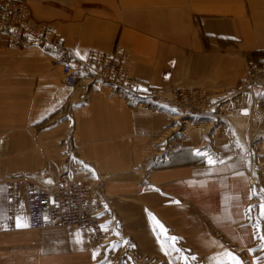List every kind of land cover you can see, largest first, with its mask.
<instances>
[{
  "label": "crops",
  "instance_id": "1",
  "mask_svg": "<svg viewBox=\"0 0 264 264\" xmlns=\"http://www.w3.org/2000/svg\"><path fill=\"white\" fill-rule=\"evenodd\" d=\"M20 1L34 29L57 27L81 57L127 47V67L143 90L208 89L218 116L215 126L202 119L181 133L168 126L176 115L169 105L146 108L108 85L79 101L81 91L63 82L58 53L0 35V220L8 218L12 177L49 185L69 155L77 182L89 168L107 175L110 201L143 255L175 263L183 250L204 264H235L232 257L245 264L258 192L246 153L254 126L264 133V95H230L247 58L264 60V0ZM20 223L27 224L24 196ZM104 253L85 228L0 232V264H101Z\"/></svg>",
  "mask_w": 264,
  "mask_h": 264
},
{
  "label": "built area",
  "instance_id": "2",
  "mask_svg": "<svg viewBox=\"0 0 264 264\" xmlns=\"http://www.w3.org/2000/svg\"><path fill=\"white\" fill-rule=\"evenodd\" d=\"M0 35L6 36L14 46L34 45L58 53L64 59L63 82L70 89H82V101L90 98L94 87L100 88L103 82H110L136 91V97L153 94L164 103L175 104L177 110L191 117L196 114L218 116L216 105L207 102L208 93L203 88H175L170 95L163 89L143 90L140 80L127 67L132 54L123 45L118 44L111 51L90 49L85 57L79 56L66 44V38L57 27L46 24L34 29L31 9L24 1H0ZM246 64L244 79L230 96L247 92L256 101L258 94H264V63L251 60ZM130 101L135 104V98ZM65 165L60 176L49 185L26 175L8 181L9 214L6 220H0V231L19 229L16 218L21 216L24 196L29 228L74 226L87 229L91 241L106 243L110 239L108 230L117 224V217L106 190L107 175L89 168L84 173L85 181L77 182L69 159ZM100 201H107V213L99 212Z\"/></svg>",
  "mask_w": 264,
  "mask_h": 264
},
{
  "label": "rangeland",
  "instance_id": "3",
  "mask_svg": "<svg viewBox=\"0 0 264 264\" xmlns=\"http://www.w3.org/2000/svg\"><path fill=\"white\" fill-rule=\"evenodd\" d=\"M18 47H25V46H18ZM251 60H254V59H250L248 57L246 63L250 62ZM262 63H264V60ZM178 88H183V87H178ZM198 88H202V87H198ZM173 89H171L170 91H166V89H163V90H165L167 94L170 95ZM203 89L207 91L208 93L207 102L209 101V103L211 104L208 89L206 88H203ZM201 103L203 102L201 101ZM197 104H200V103H197ZM163 107L164 106H161L160 108H163ZM160 108H155V109H160ZM175 110L176 111L173 113L176 115L173 114L174 117H169L168 126L177 128L176 131H179L181 133L185 132V127L187 125H190L191 123H194L198 120H202V119L209 120V122L214 123V126L217 124V117L216 119L214 116L191 117V116L185 115L183 112H180V110H177V109ZM255 115L257 116L256 117L257 120L258 119L261 120V118H263L261 117V115H257V114ZM185 118L189 120L188 122L190 123H184ZM176 120H180L184 126L182 127L178 125L175 126ZM254 128L252 129L253 136L251 135L252 144L246 153L247 158H248V168H247L248 171L247 172H248V175L250 176V181L253 183V185L257 184V187L256 186L254 187L257 188L259 192V189L262 186V176L261 175L262 173H264L263 172L264 171V133H261L259 132V130H256V129L254 130ZM69 158H70L69 155L63 158L64 169L66 167L65 164L67 163V160ZM258 192L256 193V199L253 202V204L250 206V210L248 212L249 219L255 227L256 242L254 243V246L252 247L251 251L248 252V257L244 258L245 264H264V238H262L264 237V194L261 192L260 193ZM111 205L114 208V212L117 217V221H116L117 224H115L112 227H109L108 232H109L110 239L106 243H102V245L105 246V253L103 257L100 259L101 264H204V262L201 259H199L196 255H194L193 253L187 252V251H183V250L181 252L182 257L179 260H177L175 263H172L169 260H166L165 262L162 260H158L156 258L143 255L138 250L135 243L132 241V238L130 237V235L123 228L121 224V219L116 210V207L112 203ZM103 213H107V207ZM4 231H12V230H4ZM193 257H195V259H193Z\"/></svg>",
  "mask_w": 264,
  "mask_h": 264
},
{
  "label": "bare ground",
  "instance_id": "4",
  "mask_svg": "<svg viewBox=\"0 0 264 264\" xmlns=\"http://www.w3.org/2000/svg\"><path fill=\"white\" fill-rule=\"evenodd\" d=\"M104 85L110 86L114 91H121L124 96H127L131 100H134L135 98V103L137 105H142L144 107L153 108V107H157L161 103H164L163 100H160L154 97L153 94H144L143 97H136V91L127 89V87L125 86H114V83H110V82H103V86ZM80 91L83 94V90L81 89ZM92 92L94 91L92 90ZM79 101H82V100L80 99ZM164 104L177 109L175 104H169V103H164ZM196 115L205 116V115H211V114H196ZM106 207H107V201L99 202V212L100 213H103L106 210Z\"/></svg>",
  "mask_w": 264,
  "mask_h": 264
},
{
  "label": "snow or ice",
  "instance_id": "5",
  "mask_svg": "<svg viewBox=\"0 0 264 264\" xmlns=\"http://www.w3.org/2000/svg\"><path fill=\"white\" fill-rule=\"evenodd\" d=\"M262 95H264V94H262ZM172 111H176L175 109H172ZM196 154L197 155H200V152H199V150H197V152H196ZM210 163H211V160L209 161ZM178 203V202H177ZM47 219V218H46ZM16 226L18 227V228H20V227H27L28 225L27 224H21L20 223V217H17L16 218ZM262 238H264V237H262ZM170 239H176V238H170ZM77 242H79V241H77ZM227 255H231V253H227ZM193 259H195V257H193ZM232 260L235 262V264H241V262L236 258V257H232ZM221 264H224V262H221Z\"/></svg>",
  "mask_w": 264,
  "mask_h": 264
}]
</instances>
